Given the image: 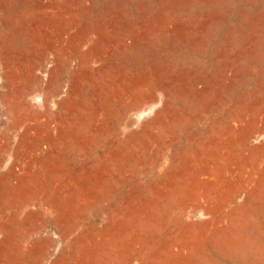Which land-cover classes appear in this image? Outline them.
<instances>
[{"label": "rangeland", "instance_id": "rangeland-1", "mask_svg": "<svg viewBox=\"0 0 264 264\" xmlns=\"http://www.w3.org/2000/svg\"><path fill=\"white\" fill-rule=\"evenodd\" d=\"M138 263L264 264V0H0V264Z\"/></svg>", "mask_w": 264, "mask_h": 264}, {"label": "bare ground", "instance_id": "bare-ground-1", "mask_svg": "<svg viewBox=\"0 0 264 264\" xmlns=\"http://www.w3.org/2000/svg\"><path fill=\"white\" fill-rule=\"evenodd\" d=\"M10 116H11V115H10ZM103 125H104V124H103ZM133 249H134V248H133ZM133 249H132V250H133ZM139 258H140V257H139ZM134 260H135V259H134ZM139 260H140V259H139ZM131 261H132V260H131ZM138 264H139V263H138Z\"/></svg>", "mask_w": 264, "mask_h": 264}]
</instances>
